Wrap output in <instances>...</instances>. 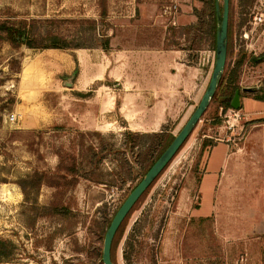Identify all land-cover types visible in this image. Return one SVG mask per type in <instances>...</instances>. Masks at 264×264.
Masks as SVG:
<instances>
[{
	"label": "rangeland",
	"instance_id": "obj_1",
	"mask_svg": "<svg viewBox=\"0 0 264 264\" xmlns=\"http://www.w3.org/2000/svg\"><path fill=\"white\" fill-rule=\"evenodd\" d=\"M205 1L0 0V25L25 26L34 46L58 37L102 62L115 45L161 43L208 69ZM229 5V62L242 60L237 84L260 88L241 92L238 111L208 106L129 214L116 264H126L128 243L130 264H163L166 248L182 250L186 264H264V100L255 98L264 93V0ZM63 54L14 45L0 32V241L9 251L0 264H102L109 221L161 147L151 134L122 130L113 115L110 127L105 115L94 130L89 117L80 122L72 109L83 103L63 86L77 67L61 73ZM96 102L108 103L107 91L81 107ZM170 126L160 132L181 129ZM221 142L228 149L212 150Z\"/></svg>",
	"mask_w": 264,
	"mask_h": 264
},
{
	"label": "crops",
	"instance_id": "obj_2",
	"mask_svg": "<svg viewBox=\"0 0 264 264\" xmlns=\"http://www.w3.org/2000/svg\"><path fill=\"white\" fill-rule=\"evenodd\" d=\"M162 45L125 42L115 45L114 50H110L108 57H105V62L95 60L89 52H73L75 64L69 54H63L66 64L61 73L71 75L77 67L72 87H66L65 82L63 86L68 88L72 100L83 103L72 109L82 119L79 121L89 117L94 130L105 115L109 120L106 123L108 127L119 120L122 130L144 135L161 133L168 125L174 126V129L181 128L204 94L212 67L205 69V65L191 61L187 51ZM102 90L107 91L108 103L96 102L90 111L81 107L91 95L94 98ZM112 115L115 121L111 120ZM220 145L228 149L227 143L221 142L212 150ZM224 161L222 159L217 174ZM162 256L169 260L163 264L187 263L180 249H174L171 256L166 248ZM206 260L205 257L202 261Z\"/></svg>",
	"mask_w": 264,
	"mask_h": 264
},
{
	"label": "water",
	"instance_id": "obj_3",
	"mask_svg": "<svg viewBox=\"0 0 264 264\" xmlns=\"http://www.w3.org/2000/svg\"><path fill=\"white\" fill-rule=\"evenodd\" d=\"M221 1V5H219ZM228 17H229V0H215V45H214V63L212 67L211 76L206 87L204 94L202 95L199 103L181 127L179 132L174 136L172 142L153 163L149 170L145 173L139 183L132 189V191L125 198L118 210L115 212L110 224L104 234L101 262L102 264H112L110 260V248L112 240L126 218L131 209L145 193V191L152 185L156 178L162 173L166 166L172 161L177 152L189 138L192 131L196 128L200 122L202 116L206 112L211 99L213 98L217 86L222 77V73L226 64L227 53V30H228ZM72 77H70L64 85L68 88L72 87ZM256 89L242 88L240 91L236 90L230 101L229 107L233 111L240 109V92L252 94Z\"/></svg>",
	"mask_w": 264,
	"mask_h": 264
},
{
	"label": "trees",
	"instance_id": "obj_4",
	"mask_svg": "<svg viewBox=\"0 0 264 264\" xmlns=\"http://www.w3.org/2000/svg\"><path fill=\"white\" fill-rule=\"evenodd\" d=\"M200 1H203V0H200ZM229 4H230V0H229ZM204 5H205V11H206L205 14L209 16V20L205 26L206 27V34H208L212 38V47L214 50L215 31H216L215 0H206ZM197 18L199 21L198 25L202 24L200 13L198 14ZM228 20H229V17H228ZM25 29H26L25 26H21V25L16 26V27H6L5 24L0 25V32L5 34V38L10 43H12L14 45L26 44V46L30 49L60 50V51H63L65 53H68L71 56L73 62L76 64V59H75L74 53L72 52V49L70 48V46L65 42V40H62V39L54 36V37L49 38V43L47 45L41 46V47L40 46H34V43H33L34 40H32L27 35ZM200 29H202V28H200ZM22 38H24V41L22 40ZM101 49L104 52H108V38H105L104 42L102 43ZM230 49H231V27H230V23L228 22L226 64H225V68H224V71L222 73V77L220 79V82L217 86L216 92L210 101V104H216L218 106V108L221 109L222 114L225 113L228 109H230L229 104H230V101L233 97L234 92L236 90L240 91V87L237 84V79H238V71L242 65V60L240 58H237L235 60H232L233 61L232 63L229 62ZM260 95L261 96H255V98L258 100H264V93L263 94L261 93ZM240 96H241V93H240ZM213 122H214V125H217L218 120H214ZM163 133L164 132L152 135V138L153 139L155 138V140H157L161 144V147H160L159 151L156 152V155L154 156V158L149 162L148 166L145 168L143 176L149 170V168L153 165V163L158 159V157L163 153V151L168 147V145L172 142V140L174 138V136L171 134L168 136H164L165 134H163ZM205 147H208V146L207 145L203 146V148H205ZM144 195L145 194H143L141 196V198L138 200V202L141 201V199H143ZM135 206H136V204L134 205V207ZM134 207L131 209L129 214L133 211ZM129 214L126 216V218L124 219V221L122 222V224L118 228V230H117V232H116V234L112 240L111 248H110V260H111L112 264H116L115 258H114L115 248L117 247V243H118V241H119V239L123 233L125 223L128 219ZM110 221L107 225V228L110 224ZM127 248H128V250L127 249L124 250V254L122 255V258L126 264H130V255L132 253L133 246L128 243ZM8 254H9V251H8L7 246H5L4 243H2L0 241V259L7 257Z\"/></svg>",
	"mask_w": 264,
	"mask_h": 264
},
{
	"label": "built area",
	"instance_id": "obj_5",
	"mask_svg": "<svg viewBox=\"0 0 264 264\" xmlns=\"http://www.w3.org/2000/svg\"><path fill=\"white\" fill-rule=\"evenodd\" d=\"M253 20H257V18L255 17ZM258 21H261V19L260 18H258ZM203 66H204V64H202ZM231 112H234L233 110H231V109H229ZM9 121L11 122V123H13L14 121H15V117L14 116H11L10 118H9Z\"/></svg>",
	"mask_w": 264,
	"mask_h": 264
}]
</instances>
